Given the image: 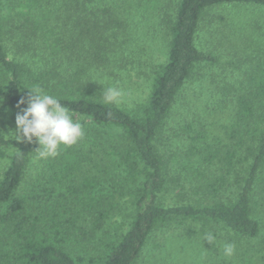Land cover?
Here are the masks:
<instances>
[{"label": "trees", "instance_id": "16d2710c", "mask_svg": "<svg viewBox=\"0 0 264 264\" xmlns=\"http://www.w3.org/2000/svg\"><path fill=\"white\" fill-rule=\"evenodd\" d=\"M95 1L58 0L53 8L54 0H31L35 13H20V24H12L13 33L23 32L18 45L23 49L52 40L47 43L52 60L46 64L36 60L40 53L10 56L0 2V116L9 115L15 123L26 107L17 105L30 93L27 87L38 88L59 99L84 129L77 143L61 145L57 156L44 160L38 177L26 182L38 145L0 132V156L8 158L0 176V264H141L151 238L173 223L258 237L262 224L255 216L254 195L257 183L264 181V73L238 99L234 131L221 135L195 129L190 144L186 141L181 171L169 167L157 141L196 69L217 61L197 44L205 18L226 6L264 12V0H177L167 60L154 68L146 100L131 111L102 102L101 83L118 84L130 70L132 52L116 33L103 37L101 16L114 18V10ZM64 12L76 13L80 27L95 19L79 30V39L88 38L89 45L63 46L57 33ZM95 36L97 43L91 45ZM83 49L88 52L80 53ZM63 53L84 60L63 64ZM190 174L200 181L199 189L204 186L214 196L232 184L239 190L234 198L193 202L185 195L187 183L194 181H188ZM171 192L180 199L165 204Z\"/></svg>", "mask_w": 264, "mask_h": 264}, {"label": "rangeland", "instance_id": "374dc122", "mask_svg": "<svg viewBox=\"0 0 264 264\" xmlns=\"http://www.w3.org/2000/svg\"><path fill=\"white\" fill-rule=\"evenodd\" d=\"M53 8L57 7L58 0H54ZM106 0L99 2L103 6L112 5L113 17L108 18V13L101 16V22L105 33L103 37L114 32L119 40L124 41V49L132 52L128 57L130 70L124 72L117 82L125 92L124 102L119 106L133 110L144 102L149 93L152 72L154 68L167 60L169 41V21L174 16L177 0ZM1 12L7 30L10 56L18 57L35 56L41 54L36 60L46 64L48 59L52 60L47 43L38 45L31 43L23 49L18 45L22 39L23 32H12V24H20V13L30 11L34 14L35 8L31 7V0H1ZM25 5V8L23 6ZM55 10V9H54ZM79 11H76V13ZM76 13L64 16L59 23V33L64 40V47L73 44L78 48L86 43L79 39V30L93 25L94 18L80 27ZM63 14V13H62ZM78 14V13H77ZM223 15L225 21L221 20ZM173 15V16H172ZM112 19L116 21H111ZM52 20V18H51ZM76 21V24H75ZM108 22V24H106ZM51 23V22H50ZM84 28V29H83ZM99 37V36H97ZM33 40V39H32ZM31 40V41H32ZM96 36L91 45L96 44ZM197 44L200 49L213 53L217 57L215 63H207L199 66L193 76L188 80L185 88L180 94L179 101L169 118L168 125L160 134L157 141L158 149L169 167L175 172L181 171L182 162L185 158L186 141L188 145L191 136L197 131L208 130L210 134H223L225 130L234 131L236 121L237 102L244 97L254 85L256 79L264 73V12L259 8H246L240 6H226L212 10L203 22L199 31ZM42 46H45L43 48ZM20 48V49H19ZM81 49H77L79 51ZM88 52L83 49L82 52ZM66 53V52H65ZM63 53L59 62L70 64V62L83 61L82 57L73 60ZM129 54V53H128ZM256 85V84H255ZM204 125V128L201 125ZM15 123L10 120L9 115L0 116V132L5 136H11ZM187 127V128H186ZM191 127V128H190ZM213 142L212 138H209ZM98 149V148H97ZM10 155V149H4ZM100 158V157H97ZM8 158L0 156V176L7 165ZM45 159L33 158L31 170L25 178V182L38 177L40 167L44 165ZM178 170V171H176ZM214 172V171H213ZM210 175L212 172L209 170ZM178 174V173H176ZM218 176L221 171H218ZM184 176V175H182ZM217 176V177H218ZM185 178V177H180ZM188 179V177L186 176ZM188 181L196 177L190 174ZM200 181L195 180L187 183V198L193 202L203 200L212 203L219 199L226 200V197H235L239 190L238 185H230L214 196L211 192L206 193L202 186L199 189ZM197 186V187H196ZM254 195L255 216L261 220V233L253 239L237 238L221 227H209L202 231L200 225L179 226L172 224L159 230L151 238L141 259V264H264V181L258 182ZM167 195L164 203L173 205L179 198ZM122 217H115L111 224ZM213 234L215 241H207L206 234ZM233 243L235 253L232 257L223 256L222 245ZM244 257L251 258V262H241ZM227 262V263H226Z\"/></svg>", "mask_w": 264, "mask_h": 264}, {"label": "clouds", "instance_id": "9594fccd", "mask_svg": "<svg viewBox=\"0 0 264 264\" xmlns=\"http://www.w3.org/2000/svg\"><path fill=\"white\" fill-rule=\"evenodd\" d=\"M11 59V57H9ZM104 85L101 96L104 104H121L125 92L118 84ZM26 98H21L17 107L26 105L16 114V128L11 137L20 142L33 143L36 147V159H46L59 154L61 145L71 146L84 136L83 123L74 120L67 107L55 96L42 92L38 88H29ZM207 241L213 243L215 236L206 234ZM223 256L230 258L235 253L233 243L222 245Z\"/></svg>", "mask_w": 264, "mask_h": 264}]
</instances>
